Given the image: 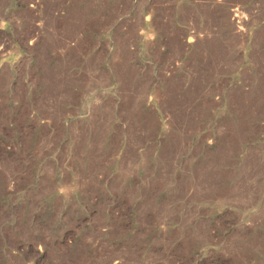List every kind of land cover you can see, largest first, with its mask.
<instances>
[{
  "label": "rangeland",
  "instance_id": "374dc122",
  "mask_svg": "<svg viewBox=\"0 0 264 264\" xmlns=\"http://www.w3.org/2000/svg\"><path fill=\"white\" fill-rule=\"evenodd\" d=\"M0 264H264V0H0Z\"/></svg>",
  "mask_w": 264,
  "mask_h": 264
},
{
  "label": "bare ground",
  "instance_id": "6f19581e",
  "mask_svg": "<svg viewBox=\"0 0 264 264\" xmlns=\"http://www.w3.org/2000/svg\"><path fill=\"white\" fill-rule=\"evenodd\" d=\"M232 21H233V19H232Z\"/></svg>",
  "mask_w": 264,
  "mask_h": 264
}]
</instances>
